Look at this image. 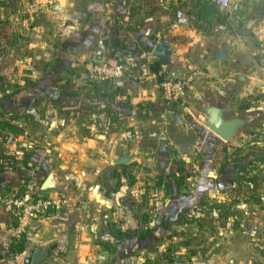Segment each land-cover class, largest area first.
<instances>
[{
	"label": "crops",
	"instance_id": "crops-1",
	"mask_svg": "<svg viewBox=\"0 0 264 264\" xmlns=\"http://www.w3.org/2000/svg\"><path fill=\"white\" fill-rule=\"evenodd\" d=\"M33 1L51 3L40 16L32 18L25 10ZM196 1L0 0V120L8 123L0 126V156H10L14 162L12 168L0 170V264H30L36 249L45 253L41 264L108 263L103 250L96 256L89 253L91 243L104 249L106 244L111 246L101 235L105 224L86 228L90 219L85 212L89 210L88 203L98 201L104 210L111 208L112 220H117L112 209L121 208L118 178L129 171L140 153L136 145L120 142L116 137L156 121L165 125L179 106L161 97L157 70L151 64H165L168 72L177 75L194 71V81L186 93L191 99L195 95L192 88L200 82L202 88H207L213 87L211 81L216 84L221 80L224 91L233 85L232 65L228 64L231 54L222 53L223 42L208 38L194 24L195 20H202ZM208 1L220 14L228 16L225 7ZM159 38L166 43V63L153 53ZM96 60L123 62L125 74L92 81L88 73ZM175 120L177 131L183 132V119L176 116ZM197 128L196 141L205 156L188 157L190 160L185 155L181 157L185 176L193 180L188 190L175 184L177 194L172 193L169 198H177L172 203L177 218L205 210L209 199L215 201L210 210L219 206L222 198V202L230 199L231 191L220 184V169H226L224 177L229 187L237 177L229 174L234 164L221 165L217 134L206 126ZM166 136H162L164 141ZM177 139L171 137L167 142L177 146ZM69 148L78 152H67ZM122 154L130 155L128 162H117ZM260 156L259 176H241L249 187L242 202L261 212L259 231L264 236V155ZM251 169L252 163L247 161L246 172ZM47 177L51 185L42 188ZM107 181H111L109 189L104 188ZM16 184L17 192L29 186L31 191H41L60 201L56 211L33 219L21 240L20 251L15 250L10 234L15 213L3 203L5 197L17 193L12 189ZM235 198L241 199L236 194L231 201ZM169 203L160 204L155 214ZM104 212L105 223L109 213ZM119 212L130 233H137L138 222L132 213L128 209ZM173 220L162 221L163 231ZM89 231L93 235L89 236ZM95 235L99 238L95 239ZM160 237L150 239L145 246L129 241L132 247L128 246V239L119 238L111 250L112 264L129 263L136 250H145ZM166 256L165 261L170 258L176 264H185L178 253ZM260 260L253 262L259 264Z\"/></svg>",
	"mask_w": 264,
	"mask_h": 264
},
{
	"label": "rangeland",
	"instance_id": "rangeland-1",
	"mask_svg": "<svg viewBox=\"0 0 264 264\" xmlns=\"http://www.w3.org/2000/svg\"><path fill=\"white\" fill-rule=\"evenodd\" d=\"M50 3H44L43 9L35 16H40ZM225 8L228 16L220 14L218 18L215 17L208 21L199 18L194 21V24L201 28L208 38L223 42L220 43L222 53L226 51L231 54L228 58L229 67L232 65L233 70L231 88L224 91L221 80H217L216 84L211 81L213 87L207 86V88H202V82H200L197 88H192V93L195 95L191 99L186 93L193 79L182 100L173 102L179 106L171 113L167 124L164 125L157 121L144 124L142 128L132 131L129 136L124 134L116 137L120 142L136 145L140 155L132 161L134 164L129 171H125L124 175L118 178L116 186L121 194L117 199L120 201L119 207L121 208L112 209L116 213L117 220H112L111 208L106 207L104 210L98 205V201L88 203L89 210L85 212L88 213L90 219V224L86 228L89 229L91 226L94 229L95 226L92 224L96 223H101L103 226L105 224V228L102 226L104 231L101 235L102 238L109 240L111 246L106 244V250L91 243L89 248V253L94 256L104 251L105 259L109 260L105 264L113 263L114 253L111 250L116 241L122 237L123 232L127 230L125 222L119 218L120 214H117L120 210L128 209L136 218L138 224L135 232L138 233L148 229L149 223L153 221L156 211L159 210L158 206L170 200L171 190L168 185H165L160 175V157L164 155L170 160H180L184 155L187 159L188 157L198 158L199 155L201 158L205 156L203 149L201 151L199 149L196 135L198 125L206 126L202 118L204 117V105L211 101L224 105L225 115L228 117L233 115L246 117L245 124L232 136V140L226 141L220 137L216 144L217 150L222 152V167L228 165L232 167L234 164L229 174L233 173L237 176L235 182L231 183L233 186L230 184L229 187L228 184L223 187L231 191L230 199L222 202L224 199L222 198L221 204L212 210L209 206H213L215 201L209 199L206 201L205 210L196 211L195 214H181L177 219L169 221L165 231L162 230L161 237L145 250H136L127 264H166L170 261V258L165 261L166 255L173 256L174 253L181 255L185 264H257L253 262L260 260L256 255L262 257L259 264H264V236H260L259 231L262 215L256 207L253 206L250 209L251 205L242 202L245 197L243 194L246 190L249 191V187L247 188L246 183L241 180V176L248 178L259 176L257 160L261 157L260 155H264V0H228ZM220 23L225 24L226 27L220 28ZM224 41L228 44H224ZM217 53L218 50H216ZM200 88H202L201 91ZM176 116L184 121V131L181 133L177 131ZM165 126L168 127L167 130ZM162 136H166L167 141L171 137L178 138L177 146L164 141ZM169 136L170 138H167ZM67 152L78 151L70 149ZM247 161L252 163L253 167L248 172L245 170ZM223 169L222 176L226 173V169ZM184 172L183 170L179 172L177 185L181 189L188 190L193 178H187ZM109 185L111 181L105 182L104 188L109 189ZM236 194L241 199L235 198L232 202ZM119 197L122 199L119 200ZM104 211L109 213V220L105 223L102 221ZM89 234V236L93 235L90 231ZM93 237L99 238L98 235ZM171 263L176 264L173 261L168 264Z\"/></svg>",
	"mask_w": 264,
	"mask_h": 264
},
{
	"label": "built area",
	"instance_id": "built-area-1",
	"mask_svg": "<svg viewBox=\"0 0 264 264\" xmlns=\"http://www.w3.org/2000/svg\"><path fill=\"white\" fill-rule=\"evenodd\" d=\"M211 2L220 7L228 5V0H211ZM42 9V3L33 1L27 5L25 11L33 18ZM225 26V24H219L220 28ZM125 70L126 65L123 62L96 60L91 65L88 77L92 81H106L123 76ZM155 74L158 77L161 97L165 102L182 100L188 86L195 77L193 71L177 75L162 68H159ZM125 134L129 136L131 131L126 130ZM3 203L10 206L15 213V222L10 227V234L15 242L23 239L34 218L49 211H55L60 206L58 199L41 191H31L29 186H25L16 194L5 197Z\"/></svg>",
	"mask_w": 264,
	"mask_h": 264
},
{
	"label": "trees",
	"instance_id": "trees-1",
	"mask_svg": "<svg viewBox=\"0 0 264 264\" xmlns=\"http://www.w3.org/2000/svg\"><path fill=\"white\" fill-rule=\"evenodd\" d=\"M196 6H197V12H198L199 16L205 21L211 20L215 17L218 18L219 14H220L218 9H216L214 7V5H212L208 0H197ZM159 67L164 69V70L167 69L166 68L167 66L165 64H159V62H155L154 64H151V68H153L155 70H158ZM4 122L5 121L0 120V126H2L4 124ZM5 124H8V123L5 122ZM216 138L220 139V137L218 135H216ZM160 159H161L160 163L162 165L161 166V174H160L161 179L163 180V182L166 183L165 185L169 186L171 193H175L173 195H176L177 194V187H175V184L179 183V177H178L179 175L178 174L181 170H183L182 169L183 168L182 167L183 161L181 159L180 160H170L168 157H165L163 155L160 157ZM13 163L14 162L11 160L10 156H3V155L0 156V170H3L6 167L12 168ZM121 166H124V165L121 164ZM241 168L244 169V167H241ZM122 170L125 171L124 168H122ZM220 170H221V172L218 173V176H220L218 178L221 179L220 184L222 187H226L228 185V182H226V178L221 175L224 172V169L222 168ZM187 173H189V172H187ZM12 189L15 190V192H17L18 191L17 184ZM176 201H177V198L170 199L169 205L166 204L165 206H163L164 208L161 210V212H159L158 215L156 214L153 217L154 223L150 227H148V229L146 231H142V232L132 234V233H130V230L127 229L125 232H123V235H122V237H120V239L121 238L128 239L127 243H128L129 247H132L129 241H131L134 244H137V246L148 245L150 239L154 240L158 236H161V232L163 230V227L161 225H162L163 220L168 219V218L173 220V219L177 218L178 215H177V213H173L174 206L172 205V203L176 202ZM121 218L123 219V217H121ZM12 241H13V239H12ZM21 242L22 241H19L16 243L15 241H13V243H15V250L16 251H20L19 248L21 247ZM120 248H121V246H120Z\"/></svg>",
	"mask_w": 264,
	"mask_h": 264
},
{
	"label": "water",
	"instance_id": "water-1",
	"mask_svg": "<svg viewBox=\"0 0 264 264\" xmlns=\"http://www.w3.org/2000/svg\"><path fill=\"white\" fill-rule=\"evenodd\" d=\"M153 53L157 55L163 62L166 63L168 61L166 43L163 39L159 38L155 42ZM225 111L226 107L224 105L218 104L217 101H211L204 105V117L202 118L206 127L212 130L222 139L230 141L232 140V136L237 133L238 129L245 124L246 117L238 115L228 117L225 115ZM129 159L130 155L122 154L117 159V162L126 163L129 161ZM50 185V179L47 177L42 184V188H46ZM44 256L45 253L41 249L34 250L30 264H41V260L44 258Z\"/></svg>",
	"mask_w": 264,
	"mask_h": 264
}]
</instances>
